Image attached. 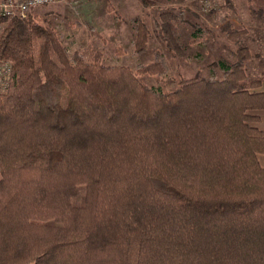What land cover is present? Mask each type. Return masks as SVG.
Listing matches in <instances>:
<instances>
[{
  "label": "trees",
  "instance_id": "1",
  "mask_svg": "<svg viewBox=\"0 0 264 264\" xmlns=\"http://www.w3.org/2000/svg\"><path fill=\"white\" fill-rule=\"evenodd\" d=\"M159 17V40L188 57L174 14ZM133 22L142 53L151 33ZM53 26L0 16V264H264V130L249 113L264 72L247 73L248 30L224 28L237 47L223 78L162 93L139 79L167 72L160 53L135 69L88 61Z\"/></svg>",
  "mask_w": 264,
  "mask_h": 264
},
{
  "label": "rangeland",
  "instance_id": "2",
  "mask_svg": "<svg viewBox=\"0 0 264 264\" xmlns=\"http://www.w3.org/2000/svg\"><path fill=\"white\" fill-rule=\"evenodd\" d=\"M92 1L89 5H80L74 0H60L36 7L30 13H46L53 27L63 34L68 50H79L88 61L94 59L96 51H100L104 63L135 69L152 62L160 53L168 66L167 72L157 76L140 75L139 79L162 93L177 88L181 78L196 75L207 79L223 78L225 65L234 61L232 50L237 47L226 38L224 28L253 31L254 26L261 24L258 17L251 16L245 0ZM252 8L264 10V0H252ZM163 12L174 14V24L177 26L170 34L172 38L179 34L178 39L181 38L188 46V57L175 55L159 40L156 22H159V15ZM136 18L143 20L151 33L148 48L142 53L133 50V21ZM197 26L201 27L202 32L192 36ZM259 31L258 27L252 34L259 35L264 42V29ZM191 36L198 37V42L190 43ZM246 42L249 43V40ZM260 52L264 54V50ZM262 72L264 63L254 70L247 69L250 77ZM77 201L80 203L81 198L78 197Z\"/></svg>",
  "mask_w": 264,
  "mask_h": 264
},
{
  "label": "built area",
  "instance_id": "3",
  "mask_svg": "<svg viewBox=\"0 0 264 264\" xmlns=\"http://www.w3.org/2000/svg\"><path fill=\"white\" fill-rule=\"evenodd\" d=\"M60 0H0V16L2 17H25L34 8L41 5L57 3ZM12 72L9 61L0 59V90L5 88Z\"/></svg>",
  "mask_w": 264,
  "mask_h": 264
},
{
  "label": "crops",
  "instance_id": "4",
  "mask_svg": "<svg viewBox=\"0 0 264 264\" xmlns=\"http://www.w3.org/2000/svg\"><path fill=\"white\" fill-rule=\"evenodd\" d=\"M72 1V0H71ZM74 2L80 3V5H89L90 3L94 2L92 0H74ZM122 2L121 0L119 1ZM260 26H254L253 31H248L246 38H244V42L248 45L249 49L253 51L254 57L246 62L247 69L250 68L254 70L256 67L259 66L260 63H264V54L260 51L264 50V42L261 40V37L259 35L252 34L253 32H256V28L259 27L260 31H262L263 26L259 24ZM260 38V39H259ZM249 40V43L246 41ZM260 91H264V82L262 83L261 87L259 88ZM250 114L258 117L257 120L251 121L250 124L252 126H255L259 129L264 130V108L259 110H252L250 111ZM257 158L259 163L264 167V154L258 153Z\"/></svg>",
  "mask_w": 264,
  "mask_h": 264
},
{
  "label": "bare ground",
  "instance_id": "5",
  "mask_svg": "<svg viewBox=\"0 0 264 264\" xmlns=\"http://www.w3.org/2000/svg\"><path fill=\"white\" fill-rule=\"evenodd\" d=\"M40 7V6H39ZM33 11V10H32ZM29 14V13H28ZM18 17V16H17Z\"/></svg>",
  "mask_w": 264,
  "mask_h": 264
}]
</instances>
